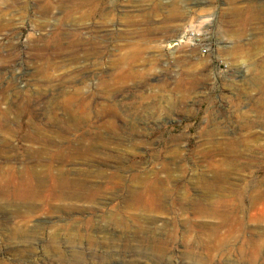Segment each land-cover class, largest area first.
Returning a JSON list of instances; mask_svg holds the SVG:
<instances>
[{
	"label": "rangeland",
	"instance_id": "obj_1",
	"mask_svg": "<svg viewBox=\"0 0 264 264\" xmlns=\"http://www.w3.org/2000/svg\"><path fill=\"white\" fill-rule=\"evenodd\" d=\"M190 26L206 54L176 44ZM72 114L92 121L70 131ZM36 131L63 148L104 135L101 154L34 158ZM0 152V264H264V0H0ZM27 172L44 188L24 221ZM55 173L100 191L68 198Z\"/></svg>",
	"mask_w": 264,
	"mask_h": 264
},
{
	"label": "bare ground",
	"instance_id": "obj_2",
	"mask_svg": "<svg viewBox=\"0 0 264 264\" xmlns=\"http://www.w3.org/2000/svg\"><path fill=\"white\" fill-rule=\"evenodd\" d=\"M49 19V18H48ZM50 20V19H49ZM49 26V25H48ZM76 28V27H75ZM83 28V27H82ZM66 37V36H65ZM64 43V42H63ZM176 45V44H175ZM89 65V64H88ZM79 77V76H78ZM86 78V77H85ZM84 78V79H85ZM82 82H83V80H81ZM76 82V81H75ZM74 82V83H75ZM67 84V83H66ZM79 84V83H78ZM80 84H81V82H80ZM102 83H100V85H101ZM64 85H65V83H64ZM63 85V86H64ZM68 85V84H67ZM99 85V84H98ZM99 85V87L100 88H98V89H100L101 91H104L103 89H101V87L103 86H100ZM81 86V85H80ZM108 86V85H107ZM51 87H53V86H51ZM103 87H105L106 88V90H108L107 89V87L106 86H103ZM109 87V86H108ZM77 88V87H76ZM75 88V89H76ZM91 88L89 87V90H90ZM62 90V89H61ZM70 90V89H69ZM83 90V89H82ZM68 91V90H67ZM71 91V90H70ZM79 91V90H78ZM85 91V90H84ZM88 91V90H87ZM50 92H52V91H50ZM55 92H56V88H55ZM81 92V91H80ZM89 94V93H88ZM39 95V94H38ZM74 95L76 96V95H78L77 94V92L76 93H74ZM81 95V94H80ZM84 94H82V96H83ZM44 96H46L45 94H44ZM58 96V95H57ZM69 96H70V93H69ZM73 95H71V98H70V103L71 104H78V107L80 108V109H82V110H85V111H87L88 109H87V105H86V103H85V100H82V99H79L78 97H72ZM19 97V96H18ZM48 97V96H47ZM54 97V96H53ZM40 98V97H39ZM46 99V98H45ZM68 101V102H69ZM65 103H67V101L65 102ZM67 104H69V103H67ZM70 104V105H71ZM103 104V103H102ZM65 105V104H64ZM94 105V104H93ZM99 105H101V104H99ZM68 107H69V105H67ZM104 106V105H103ZM71 107V106H70ZM69 107V108H70ZM75 107V106H74ZM108 107V106H107ZM106 107V108H107ZM9 109V108H8ZM13 109V108H12ZM47 109H48V107H47ZM10 110V109H9ZM64 110V109H63ZM71 110V109H70ZM6 111H8V110H6ZM47 111V110H46ZM49 111H50V109H49ZM48 111V112H49ZM68 111V110H67ZM67 111H65L64 113H67ZM9 112V111H8ZM71 112H73V111H71ZM89 112V111H88ZM50 113V112H49ZM104 114V113H103ZM67 115V114H66ZM70 115H71V113H70ZM73 116H69V120H67L66 119V121L70 124H68V126H70L69 128H70V131H77V128L80 126V125H82V124H84V122H85V124L87 123H89V121H92V120H90V119H87V118H77L76 117V114L74 115V114H72ZM80 115H82V114H80ZM85 115V114H84ZM83 115V116H84ZM89 115V114H88ZM105 115V114H104ZM48 116V115H47ZM50 116H52V115H50ZM56 116V115H55ZM55 116H53V118H52V120L53 121H51V122H53V123H55V124H57V117H55ZM58 116V115H57ZM106 116V115H105ZM60 117V116H59ZM66 117V116H65ZM115 118V117H114ZM50 120H51V118H50ZM59 120V119H58ZM61 120H62V122L64 121L63 119H62V117H61ZM60 120V121H61ZM101 120V119H100ZM66 121H65V126H66ZM3 122H5V121H3ZM113 122V121H112ZM12 123V122H11ZM64 123V122H63ZM102 123V122H101ZM45 124V123H44ZM110 124H111V122H110ZM9 125H10V123H9ZM57 125H59V124H57ZM64 125V124H63ZM89 125V124H88ZM113 125V124H112ZM102 126V125H101ZM101 126H99V127H101ZM106 126V125H105ZM7 127V126H6ZM58 127V126H57ZM95 127V126H94ZM115 127V126H114ZM113 127V128H114ZM46 128H47V126H46ZM51 128H53V127H51ZM93 128V127H92ZM106 128H108V127H106ZM106 128H105V130H106ZM4 129H5V127H4ZM7 129H8V127H7ZM50 129V128H49ZM60 129V128H59ZM58 129V130H59ZM80 129V128H79ZM94 129V128H93ZM115 129V128H114ZM33 130H35V129H33ZM51 130V129H50ZM57 130V129H56ZM57 130V131H58ZM61 130V129H60ZM59 130V131H60ZM103 131V128L102 129H100V131ZM43 131V130H42ZM53 131V130H52ZM101 131V132H102ZM11 132V131H10ZM3 133V132H2ZM2 133H1V136H2ZM9 133V132H8ZM46 133H48V132H46ZM53 132H51V134H52ZM55 133V132H54ZM57 133V132H56ZM62 133H63V131H62ZM3 134H5L6 135V137H8L9 135L8 134H6V133H3ZM11 134V133H10ZM14 134V133H13ZM50 134V133H49ZM48 134V135H49ZM50 134V135H51ZM105 134V133H104ZM52 135H54V134H52ZM57 135V134H56ZM4 136V135H3ZM67 136H68V134H67ZM74 136V135H73ZM104 136V135H103ZM103 136L101 135V134H98V135H96L95 137H92V136H86V135H84L81 139H79L78 141H76L77 142V146L76 147H74V144H73V141H67V140H65V143H67L68 144V146H66L65 148H63V144L61 145V146H58L57 145V141H56V139L53 137V138H49V137H46V135L44 136L41 132H39V131H36V132H34L32 135H28L27 136V141H29V142H31L32 144H38V145H40L41 146V148L39 149V151H34L35 153H34V158L36 157H41V156H46L47 157V159H49V161H51V162H56L57 163V160L58 161H60V162H66V161H69V162H73V163H78V162H80V163H85V164H87V165H90V163L95 159V158H97L100 154H101V152L99 151V150H97L96 149V147H93V145L94 144H90V143H88L89 141H99V143L101 142V141H103ZM57 137V136H56ZM14 138V137H13ZM25 138V137H24ZM58 138H60V136L58 137ZM57 138V139H58ZM10 139V138H9ZM64 139V138H63ZM62 139V140H63ZM7 140V139H6ZM5 140V141H6ZM12 140V139H11ZM62 140H60V141H62ZM25 141V140H24ZM59 141V140H58ZM14 142V141H13ZM64 142V141H63ZM5 144V143H4ZM3 144V145H4ZM59 144V143H58ZM27 145V144H26ZM5 146H6V148L8 149V150H10V151H12V145L11 144H9V145H6L5 144ZM33 147V146H32ZM57 149H59V151L57 150ZM5 150V149H4ZM16 150V149H15ZM2 151V150H1ZM57 151H58V155H57ZM1 153V152H0ZM2 153H5V151L3 152L2 151ZM103 155V154H102ZM14 158V157H13ZM20 158H21V156H20ZM43 158V157H42ZM19 159V158H18ZM43 160V159H42ZM41 160V161H42ZM22 161V160H21ZM37 161V160H36ZM96 161V160H95ZM38 162H39V159H38ZM97 163H98V161H96ZM40 163V162H39ZM93 163V162H92ZM95 164V163H94ZM107 165V164H106ZM73 166H75L74 164H73ZM83 166H85V165H83ZM105 166V165H104ZM103 166V167H104ZM98 167V166H97ZM92 168H94V166H92ZM92 170V169H91ZM100 170V169H99ZM52 172H54V170L52 169V168H50V170H49V174H51ZM81 172V171H80ZM83 172V171H82ZM87 172V171H86ZM91 172V171H90ZM104 172V171H103ZM109 172V171H108ZM112 172V171H111ZM155 172H157V171H155ZM57 173V172H56ZM53 174L52 175V178H53V181H54V184H55V189L57 190V186H58V188L59 189H69V190H71L70 192H68V198H78V199H80V198H93L94 196H97L98 194V192L100 191V189L99 188H94V187H91V185H89V184H87L86 182H85V184H82V183H80V181H77V182H71L70 180H67L66 178H64V175H61L62 177H60V178H58L57 179V174ZM93 173V172H92ZM107 173V172H106ZM151 173V172H150ZM27 174H28V172L25 174V176H27ZM83 174H86V173H83ZM91 174V173H90ZM97 174V173H96ZM124 174V173H123ZM11 175H12V177H14L15 175H14V173H11ZM77 175V174H76ZM106 175V174H105ZM145 175V174H144ZM73 176V175H72ZM75 176V175H74ZM93 176V175H92ZM109 176V175H108ZM141 176V175H140ZM163 176H165V175H163ZM173 176V175H172ZM77 177V176H76ZM78 177H80V176H78ZM86 177V176H85ZM97 177H100V178H102L103 179V174L102 173H99L98 174V176ZM148 177H149V175H148ZM174 177V176H173ZM173 177H172V180H173ZM87 178V177H86ZM90 178H91V176H90ZM93 178V177H92ZM100 178H97V179H100ZM108 178V177H107ZM97 179H95V181L97 180ZM121 179V178H120ZM147 179V178H146ZM145 179V180H146ZM23 180V179H22ZM21 180V181H22ZM82 180V179H81ZM93 180V179H92ZM142 180V179H141ZM140 180V181H141ZM171 180V181H172ZM21 181H20V183H18V187H17V189L14 191V198H15V200H18V199H20V200H22V201H24L26 204L25 205H27V206H25V207H27L28 208V211H27V214L24 216L25 218H23L24 219V221H25V219H29V217L30 216H33L34 214H35V212H34V210H37V208H33L32 207V205L30 204V203H32L33 204V202H35L36 200H37V198L39 197V195H40V191L44 188V182H43V180L42 179H40V177H38V176H36L35 174H32V173H30L28 176H27V178L21 183ZM87 181V180H86ZM99 181H101V180H99ZM114 181V180H113ZM122 181V180H121ZM87 182H89V181H87ZM92 182V181H91ZM166 182V181H165ZM173 182V181H172ZM197 182H200V184H201V181H197ZM203 183H204V180L202 181ZM96 183V182H95ZM106 183V182H105ZM219 183V182H218ZM115 184H117V180H116V183ZM221 184V183H220ZM105 185V184H104ZM118 185H120V184H118ZM122 185H123V183H122ZM135 187H136V185H137V183H136V185L135 184H133ZM199 185V184H198ZM111 186V185H110ZM121 186V185H120ZM119 186V187H120ZM117 187V186H116ZM124 187V186H123ZM149 192H152V193H156V194H160L161 193V191H162V187L158 184V183H155V184H151V185H149ZM166 187V186H165ZM167 187H171V186H167ZM223 187V186H222ZM105 188V187H104ZM126 188V187H125ZM137 188H140V187H137ZM103 189V188H102ZM129 189V188H128ZM134 189V188H133ZM168 189V188H167ZM131 190V189H130ZM148 190V189H147ZM220 190V189H219ZM118 191V190H117ZM222 191V190H221ZM115 192V191H114ZM167 192V191H166ZM184 193V192H183ZM218 193V192H217ZM113 194V193H112ZM121 194V193H120ZM145 194H147V193H145ZM208 194V193H207ZM127 195V194H126ZM209 195V194H208ZM217 195V194H216ZM220 196H221V194H219ZM187 196V195H186ZM190 196V195H189ZM212 196V195H211ZM218 196V195H217ZM216 196V197H217ZM143 197H144V193H142V191H138V190H131L130 191V196H129V198H127V201H125V203L126 204H128V205H130V204H132V203H139V202H141L142 200H143ZM159 199V198H158ZM180 199H182V197L180 198ZM186 199V198H185ZM71 200V199H70ZM154 200H156V199H154ZM162 200H164V199H162ZM167 201H168V199H166ZM165 200V201H166ZM204 201V200H203ZM90 202V201H89ZM159 202H162V201H159ZM198 203V202H197ZM169 204V203H168ZM167 204V205H168ZM196 204V203H195ZM204 204V203H203ZM206 204V203H205ZM162 205H164L163 203H162ZM131 206V205H130ZM210 206V205H209ZM125 207V206H124ZM128 207V206H127ZM169 207V206H168ZM162 208H166V207H162ZM161 208V209H162ZM260 209V208H259ZM126 210V209H125ZM151 210V209H150ZM161 211H163V210H161ZM195 212H198V211H195ZM234 212V211H233ZM148 213V212H147ZM20 214V213H19ZM203 214V213H202ZM108 216V215H107ZM111 216H112V214H111ZM20 217H23V215L22 214H20ZM228 217H230V216H228ZM108 219V218H107ZM221 219H223V217H221ZM80 220V219H79ZM120 220V219H119ZM150 220V219H149ZM74 221V220H73ZM78 221V220H77ZM132 221V220H131ZM223 221V220H222ZM75 222V221H74ZM80 222H82V221H80ZM105 222V221H104ZM107 222V221H106ZM105 222V223H106ZM129 222V221H128ZM145 222V221H144ZM73 223V222H72ZM79 223V222H78ZM77 223V224H78ZM86 223H88V222H86ZM107 224V223H106ZM109 224H110V222H109ZM240 224V223H239ZM243 224V223H242ZM79 225V224H78ZM77 225V226H78ZM88 225V224H87ZM75 226V225H74ZM94 226V225H93ZM69 227V226H68ZM234 227V226H233ZM40 228V227H39ZM74 228V227H73ZM73 228H71V229H73ZM77 228V227H76ZM90 228V227H89ZM85 229H87V227L85 228ZM93 229V228H92ZM116 229H118V228H116ZM146 229V228H145ZM145 229H144V231H145ZM75 230V229H74ZM148 230V229H147ZM146 232V231H145ZM122 233V232H121ZM156 233V232H155ZM77 234V233H76ZM80 234V233H79ZM153 234V233H152ZM70 235H71V233H70ZM123 235V234H122ZM93 236V235H92ZM125 236V235H124ZM142 236V235H141ZM147 236V235H146ZM80 237V236H79ZM88 237V236H87ZM90 237V236H89ZM74 238V237H73ZM104 238V237H103ZM109 238V237H108ZM83 239H85V238H83ZM115 239V238H114ZM130 239V238H129ZM134 239V238H133ZM97 240V239H96ZM105 240V239H104ZM132 240V239H131ZM130 240V241H131ZM151 240V239H150ZM150 240H148V241H145L144 242V240L141 242L142 243V245H139V249H138V251L139 252H141L142 254H143V256H145V258L147 257H150V255H152V258H157V259H162V260H165V259H167L166 258V256H165V252H164V250H163V248L160 246V245H157L155 242H151ZM219 240V239H218ZM90 241V240H89ZM128 241V240H127ZM133 241V240H132ZM79 242V241H78ZM100 242V241H99ZM129 242V241H128ZM225 242V241H224ZM82 243V242H81ZM73 244V243H72ZM90 244V243H89ZM95 244H97V243H95ZM99 244V243H98ZM126 244V243H125ZM223 244V243H222ZM107 245V244H106ZM127 245V244H126ZM113 246V245H112ZM133 246V245H132ZM110 247V246H109ZM135 247V246H134ZM98 248V247H97ZM129 249V248H128ZM112 251V250H111ZM147 251L149 252V253H147ZM83 252V251H82ZM126 254V253H125ZM108 255H109V253H108ZM114 255H116V254H114ZM117 256V255H116ZM138 256V255H137ZM143 256H140V257H143ZM106 257H108V256H106ZM107 259V258H106ZM109 259V258H108ZM148 260V259H147ZM152 260V259H151ZM154 262V261H153ZM157 263V262H156ZM78 264H80V263H78ZM137 264H140V262L138 263L137 262ZM142 264V263H141ZM144 264V263H143Z\"/></svg>",
	"mask_w": 264,
	"mask_h": 264
},
{
	"label": "built area",
	"instance_id": "obj_3",
	"mask_svg": "<svg viewBox=\"0 0 264 264\" xmlns=\"http://www.w3.org/2000/svg\"><path fill=\"white\" fill-rule=\"evenodd\" d=\"M202 35V32L196 27H187L176 44L184 43L187 40L191 46L201 48L203 53L206 54L209 51V45L204 42Z\"/></svg>",
	"mask_w": 264,
	"mask_h": 264
}]
</instances>
